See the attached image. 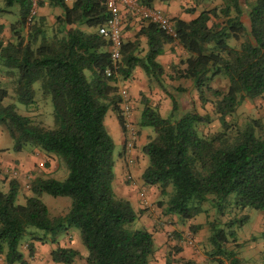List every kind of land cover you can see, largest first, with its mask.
I'll return each instance as SVG.
<instances>
[{"label":"trees","instance_id":"1","mask_svg":"<svg viewBox=\"0 0 264 264\" xmlns=\"http://www.w3.org/2000/svg\"><path fill=\"white\" fill-rule=\"evenodd\" d=\"M3 1L5 6L16 3L17 12L7 37L1 35L4 25L0 23V126L12 140V151L52 155L66 169L61 180L36 177L27 185L31 196H24L21 203L13 177L7 180L6 191L0 190V255L6 264H24L18 246L28 227L41 231L30 239L53 244L48 252L53 262L71 264L77 256L74 249L57 241L60 233L73 227L85 251V264L149 263L153 255L150 233L133 227L138 213L111 189L114 144L102 124L109 109L126 134L117 85L129 79L135 67L169 101L167 113L160 116L156 102L142 92L138 96L136 124L152 130L140 148L146 161L139 179L165 197L157 205L163 203L166 213L187 220L202 211L201 203L208 195L222 205L233 194L229 201L235 207L264 211V125L252 118L241 125L224 120L243 100L264 94V0H215L188 21L169 18L172 36L156 23L135 16L139 28L131 39H122L120 34L118 68L111 76H105L111 67L108 42L96 32L107 18L103 3L47 0L48 6L61 8V14L54 17L55 29L45 30L43 15L36 14L23 32L28 0ZM136 1L152 7L155 0ZM190 1L193 6L183 10L186 13H194L209 0ZM140 36L143 50L138 45ZM169 42H175L182 52L169 65V72H164L155 57ZM217 76L227 81L224 91L210 85ZM165 78L187 81V86L178 83L173 89L186 95L194 90L198 108L208 103L221 128L203 132L201 126L209 123V112H197L190 101L189 108L177 114V103L163 86ZM35 82L40 100L50 104L51 127L19 114L13 103H2L10 90L15 102L30 105ZM42 193L68 197L66 212L49 218ZM198 227L190 224L188 230L194 232ZM260 238L264 264V229ZM207 240L212 251L206 256L215 264H246L233 251H224L226 239L220 227ZM26 249L30 251V246Z\"/></svg>","mask_w":264,"mask_h":264},{"label":"crops","instance_id":"2","mask_svg":"<svg viewBox=\"0 0 264 264\" xmlns=\"http://www.w3.org/2000/svg\"><path fill=\"white\" fill-rule=\"evenodd\" d=\"M40 2L42 3L41 5L39 4L38 7L40 15L47 16L49 12L54 16H59L61 14V10L53 11L52 8H56V6H48V1L41 0ZM49 8L51 11H48ZM152 8L161 10L168 18L178 17L186 21L197 14L188 17L187 14H185L186 12L184 13L179 7V0H169L167 2L155 0L152 3ZM0 9H2V11H0V23L4 25L1 35L7 37V28L11 23L7 15L8 13L16 15L17 4L12 3L9 6H5L4 1L0 0ZM138 28L139 23L135 16L127 12L125 15H122V28L120 31L122 39H131ZM138 45L142 50L145 47L144 38L141 36L138 38ZM161 49V53L155 57V60L160 63L164 72H169V65L177 62L176 59L182 51L175 42L164 43ZM178 83L182 84L183 82L182 80L168 81L166 79L163 82V86L165 90L169 92L167 84L177 86ZM119 85L124 86L128 93V98L130 100L128 118L130 125L135 126L136 139L133 143V149L125 150L123 145L125 139L123 131L117 124L114 113L109 109L104 112L102 124L105 125L106 128V125L110 127L114 147L117 145L120 147V150L117 151L114 156L112 164L111 185L115 194L127 199L133 210L138 213L135 226L141 225L142 228L151 235L153 255L148 264H185L182 260H190L195 264H206L207 258L205 254L202 253L201 249H198L196 244L197 236L195 233L198 228L194 232H190L188 230L190 225H187L183 226L181 230H175L173 227L174 221L172 220V218L174 219V215L164 212L165 205L163 203L160 206L157 205V202L163 201V198L158 194V190L154 186L143 185L139 179L140 172L146 161V157L141 153L140 148L146 142L147 136L151 135V131L136 124L139 110L138 96L142 92L149 98L150 102H156L157 112L160 116H164L169 109L168 98H166V94L159 88L148 83L146 76L138 67L132 70L129 79L119 82L117 87ZM182 86L185 87L187 84ZM11 145L12 140L3 127L0 126V178L2 179L0 182V190L6 191V182L9 178L13 177L18 190L17 202L21 203V201L18 200L20 197L23 199L24 196H31L30 191L27 190V185L36 179V167L40 168L42 173H47V176H49L50 171L54 169V165L50 160L53 156L41 153L43 157L39 159L37 152H29L27 149L12 151ZM46 159L47 161H45ZM10 171H15V174L11 176ZM46 175L44 177H47ZM141 191L144 193V198L139 196ZM261 212L264 214V211ZM262 220L264 221V217ZM255 228L261 232V230L264 229V224L257 225ZM63 233H66V231ZM186 237H190L191 244H186L184 242ZM58 240L59 238H57V241ZM65 241V244L62 246L69 247L77 252V256L71 264H77V262L85 264L83 259L85 251L79 243V240H77V238H72V240ZM52 248L53 244L51 243H41L35 240L32 244V250L29 251L25 249L26 254L22 253L21 250L24 248L22 249L20 246H18V251L20 255H22L24 264H62L50 260L48 252ZM236 256L245 262V259L243 256L239 255V253L236 254ZM77 259L79 260L76 261ZM0 264H6L3 255H0Z\"/></svg>","mask_w":264,"mask_h":264},{"label":"rangeland","instance_id":"3","mask_svg":"<svg viewBox=\"0 0 264 264\" xmlns=\"http://www.w3.org/2000/svg\"><path fill=\"white\" fill-rule=\"evenodd\" d=\"M39 2L41 0H38ZM47 2V0H45ZM38 2V4H39ZM215 0H209L206 2H203L199 4L196 7V10L194 13H185L188 17L194 16L201 8L209 7L212 4H214ZM192 2L190 0H179V7L182 10L188 9L192 7ZM50 9V8H49ZM48 11H51V9ZM53 11L61 10L59 6H56V8H52ZM37 15L39 16V12L37 10ZM44 24L43 28L45 30L49 29H55V21H54V15L49 12L47 16H44ZM7 18L11 20V22L16 20V15L13 13H8ZM29 27L22 28V31L25 32L30 28ZM184 84H188L187 81H183ZM167 88L172 95V97L175 99L177 103V114H181L183 111L187 110L189 108L190 103L195 107L196 111L201 112H209L210 115V121L208 124L202 125L201 129L203 132H213L216 130H219L221 128V124L219 123V120L215 115L210 112L211 108L208 103H205L203 107L200 109L198 108V103L196 101L194 90H190V95H186L184 93L176 92L171 84H167ZM210 85L221 89L224 91V89L227 86V81L222 76L215 77L211 82ZM34 89V99L33 102L28 105L24 106L20 103H17L12 98V93L9 90L7 92V95L2 99V103H13L15 106L16 111L19 114L27 116L29 119L32 118L38 122H40L41 125L46 127H51L52 125V117H51V107L47 100H40L38 96V83L35 82L32 85ZM190 101V103H189ZM258 119L261 123L264 125V94H262L259 97L250 99V100H243L240 105H238L235 110L224 117V120L226 122H235L236 124L241 125V123L247 119ZM223 120V121H224ZM105 127L108 134L111 136L112 131L108 125ZM134 126V125H133ZM135 128V126H134ZM149 131H152L150 127H145ZM126 136L125 132L123 131V136ZM134 143V142H133ZM134 146V145H133ZM133 146L131 149H133ZM120 150L119 145L115 146L113 148V156L116 155L117 151ZM38 158L41 159L43 155L41 152H37ZM51 163L54 165V169L50 171L49 176H47V173H42V170L40 168L36 167V177H44L46 174L47 177L61 180L66 175V169L63 165V163L57 159V158H51ZM37 161V158H36ZM47 163V162H46ZM111 185V189H112ZM114 192V190H113ZM115 194V192H114ZM165 199V197L163 196ZM233 198V194H230L225 201L221 205V203L214 199V196L208 195L207 199L201 203L202 211L197 214L195 217L187 220H180L177 215H174V219L172 218L173 227L175 230H181L183 226H187L190 224H199L198 230L196 231V244L198 246V249H201L202 253L206 254L211 253V245L207 238L210 236L212 232H214L215 228H219L223 230L225 234L226 243L223 245L224 251L231 250L234 253L243 256L245 259L246 264H262L263 263V244L262 240L260 238V231L256 230L257 225L264 224V221L262 218L264 217L263 212L261 210H255L250 207H244V208H238L235 207L234 204L229 201ZM40 199L44 202V204L47 207L48 217L53 218L55 216L61 215L66 212L67 207L69 205L70 199L66 196H51L46 193H42L40 195ZM22 202V198L20 197L18 199ZM227 202V203H226ZM164 212L165 208H164ZM170 214V213H168ZM245 216L242 223H239V219L241 217ZM171 220V221H172ZM233 221L229 226H223L226 222ZM135 228H142L141 225L135 226V224H132ZM26 233L22 236V240H20L19 246L20 248H24L22 253L26 254V246H30V250H32V244L35 240L32 238V236H39L41 234V231L34 228V227H28L26 230ZM230 232H232L231 237H233L234 241L237 243V245H233L232 238L230 237ZM59 240L58 243L60 245L65 244V240H72V238H77L78 240V233L77 230L73 227H68L66 229V233H60L58 235ZM65 238V239H64ZM248 245V246H247ZM153 246V243H152ZM41 255V253H40ZM207 258V256H206ZM77 259L76 261H78ZM15 264H19L18 262H14ZM77 264H80L77 262ZM197 264V263H196ZM206 264H215V262L211 258H207Z\"/></svg>","mask_w":264,"mask_h":264},{"label":"built area","instance_id":"4","mask_svg":"<svg viewBox=\"0 0 264 264\" xmlns=\"http://www.w3.org/2000/svg\"><path fill=\"white\" fill-rule=\"evenodd\" d=\"M65 4H70L74 0H60ZM103 3L107 18L105 22L99 25L96 29L97 34L103 36L108 42V58L111 67L105 70V76H111L118 68V57L120 49V31L122 28V14L130 13L136 17L148 19L163 29L164 33L173 35V28L169 18L164 15L161 10L152 7L140 5L136 0H97ZM28 9L24 17V26L29 27L32 24L39 7L38 0H28ZM119 97V109L122 119V125L126 131L124 149H131L133 142L136 139V130L129 122V98L127 90L124 86L117 87ZM15 171H10V175H14ZM141 198H144V193H139ZM186 244H191L190 237L184 239Z\"/></svg>","mask_w":264,"mask_h":264}]
</instances>
